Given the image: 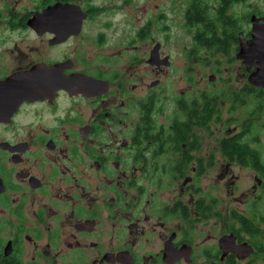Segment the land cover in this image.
Wrapping results in <instances>:
<instances>
[{"label": "flooded vegetation", "instance_id": "obj_1", "mask_svg": "<svg viewBox=\"0 0 264 264\" xmlns=\"http://www.w3.org/2000/svg\"><path fill=\"white\" fill-rule=\"evenodd\" d=\"M138 2L0 0V264H264V11L184 0L171 74Z\"/></svg>", "mask_w": 264, "mask_h": 264}, {"label": "rangeland", "instance_id": "obj_2", "mask_svg": "<svg viewBox=\"0 0 264 264\" xmlns=\"http://www.w3.org/2000/svg\"><path fill=\"white\" fill-rule=\"evenodd\" d=\"M27 3L29 0H26ZM101 0H96V4H100ZM250 4L255 7L257 11H264V0H248ZM164 2L170 5L171 21H170V35L171 41L169 42V54L173 56L174 66L171 69V74L181 67L182 56L190 46H193L192 33L186 28L183 23L182 12L184 9V0H139V14H146L150 7H157ZM183 7V8H182ZM192 44V45H191ZM166 53V47L164 48ZM224 66V65H223Z\"/></svg>", "mask_w": 264, "mask_h": 264}, {"label": "water", "instance_id": "obj_3", "mask_svg": "<svg viewBox=\"0 0 264 264\" xmlns=\"http://www.w3.org/2000/svg\"><path fill=\"white\" fill-rule=\"evenodd\" d=\"M40 15L42 16V15H44V13H42V14H40ZM252 19H253L254 21H256V22H258V21L260 20V19L255 18L254 16L252 17ZM263 20H264V19H263ZM254 39H256V37H255ZM258 77H259V76H258ZM252 78H254V77H252ZM260 79L262 80V81H261V85L264 86V74L260 76Z\"/></svg>", "mask_w": 264, "mask_h": 264}, {"label": "trees", "instance_id": "obj_4", "mask_svg": "<svg viewBox=\"0 0 264 264\" xmlns=\"http://www.w3.org/2000/svg\"><path fill=\"white\" fill-rule=\"evenodd\" d=\"M194 12H192L193 16L196 18V19H201V13L199 11H196L197 10V6L193 9Z\"/></svg>", "mask_w": 264, "mask_h": 264}]
</instances>
